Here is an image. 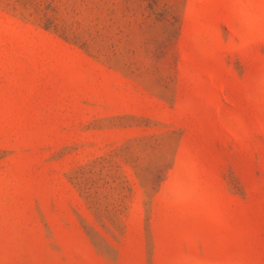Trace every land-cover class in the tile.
<instances>
[{"label": "rangeland", "instance_id": "rangeland-1", "mask_svg": "<svg viewBox=\"0 0 264 264\" xmlns=\"http://www.w3.org/2000/svg\"><path fill=\"white\" fill-rule=\"evenodd\" d=\"M0 264H264V0H0Z\"/></svg>", "mask_w": 264, "mask_h": 264}]
</instances>
